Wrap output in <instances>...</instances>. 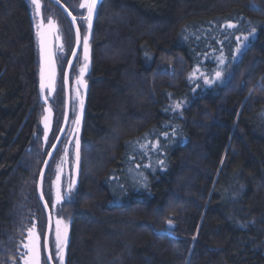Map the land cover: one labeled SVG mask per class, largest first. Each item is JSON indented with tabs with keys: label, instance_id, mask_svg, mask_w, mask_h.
Here are the masks:
<instances>
[{
	"label": "trees",
	"instance_id": "16d2710c",
	"mask_svg": "<svg viewBox=\"0 0 264 264\" xmlns=\"http://www.w3.org/2000/svg\"><path fill=\"white\" fill-rule=\"evenodd\" d=\"M89 58L63 264H264V0H101ZM41 115L30 9L0 0V259L19 264L30 231L44 264Z\"/></svg>",
	"mask_w": 264,
	"mask_h": 264
},
{
	"label": "rangeland",
	"instance_id": "374dc122",
	"mask_svg": "<svg viewBox=\"0 0 264 264\" xmlns=\"http://www.w3.org/2000/svg\"><path fill=\"white\" fill-rule=\"evenodd\" d=\"M30 6V12L33 16L35 23L37 40L39 42V67H40V98L42 103V115L40 118V126L37 134L34 137L37 148L41 149L44 146H50L54 137V123L56 103L59 96V92L63 91V76L68 59L73 51L74 38L72 32V44L70 50H66L65 35L68 30H65L63 21H61L58 14L46 5V1L37 0L39 3V15H37L36 4L33 0H28ZM75 3L68 2L69 8L80 15L79 30L81 35L80 51L71 69V82H70V100L72 103L71 108V121L74 119L77 112L78 93L80 94L81 86L85 83V72H87L89 59L87 52V60H85L84 50V37H88V46H90V28L89 23L85 19L88 15V9L81 7V4L89 3L90 0H73ZM94 11L92 13V18ZM92 21V19H91ZM41 45L43 47L41 48ZM72 49V50H71ZM85 65L87 67L85 68ZM82 69H84L82 73ZM216 71H220V67L212 70L210 79L212 81H219L215 78ZM205 78H208L206 76ZM44 84L43 89L41 84ZM78 92V93H77ZM63 118V116H62ZM62 122V120H61ZM47 125V127H46ZM74 125V124H73ZM61 126V123L59 127ZM59 130V128H58ZM57 130V131H58ZM72 139L70 135L63 140L58 150L55 153L53 160L50 162L48 169L43 178L42 193L44 200L50 210L52 217V225L56 224L57 220H61L63 224H67V220L64 218L65 210L63 205L68 201L69 196L72 194L76 187V181L72 179ZM51 147V146H50ZM59 176V179L57 177ZM71 190L69 191V188ZM59 195L60 199L57 200ZM39 202V201H38ZM40 204V203H39ZM41 206V205H40ZM42 208V207H41ZM52 208V210H51ZM43 210V208H42ZM44 212V211H43ZM42 212V213H43ZM45 216V214H44ZM46 221V220H45ZM53 228L55 229L56 226ZM52 241L55 243V230L52 232Z\"/></svg>",
	"mask_w": 264,
	"mask_h": 264
},
{
	"label": "water",
	"instance_id": "95a60500",
	"mask_svg": "<svg viewBox=\"0 0 264 264\" xmlns=\"http://www.w3.org/2000/svg\"><path fill=\"white\" fill-rule=\"evenodd\" d=\"M27 1L28 7L29 6V1ZM51 2L53 5L58 7L60 11L64 14V16L67 18L68 22L71 25L72 32H73V38H74V47L73 51L68 59L67 65L65 67L64 71V76H63V90H64V106H63V118L61 122V126L57 132L56 138L50 147L49 151L46 154L45 160L43 162V165L40 170L39 178L37 181V186H36V193H37V198L38 201L43 208L44 214H45V220H46V225H45V234H44V240H43V247H44V241L45 238H47L48 241V248L45 250L44 248V255L47 264H53V261H49L48 257L50 256V237L52 233V217L50 210L44 200V196L42 193V186H43V178L45 176V173L48 169V166L50 162L52 161L56 151L58 150L60 144L63 142V140L67 137V135H70L72 139V179L77 182L79 174H80V165H81V159H80V135H81V128H82V120H83V110H84V99H85V83H83V86H81L82 89H80V94L78 93V103H77V112L74 117V119L71 121V108H72V103L70 100V72L71 69L74 65V62L78 56V53L80 51V44H81V35H80V30L79 26L76 23V19L72 16V14L68 11V9L63 6L58 0H48ZM88 3V2H87ZM101 3V0H96V5L94 9V15L91 21V28H90V39L89 42L91 41V35H92V27L93 23L95 20L96 12ZM30 18H31V23H32V29L34 33V39H35V44H36V54H37V65H38V87H39V96H40V67H39V42L37 40L38 35H36V30H35V23L33 16L30 12ZM79 32V39L77 36V33ZM43 45H41V48ZM89 52H90V46H88V59H89V65L90 66V58H89ZM86 74V73H85ZM41 101V98H40ZM41 122V121H40ZM74 124V125H73ZM77 153H78V159H77ZM43 196V199L41 198Z\"/></svg>",
	"mask_w": 264,
	"mask_h": 264
},
{
	"label": "snow or ice",
	"instance_id": "6c2138e0",
	"mask_svg": "<svg viewBox=\"0 0 264 264\" xmlns=\"http://www.w3.org/2000/svg\"><path fill=\"white\" fill-rule=\"evenodd\" d=\"M33 3L36 4V8H37V15H39V8L40 5L39 3H37V0H33ZM95 5H96V0H90L89 3L86 4H81V7H86L88 9V15L85 17V19L88 21L89 23V28H91V19H92V13L95 9ZM228 28H235L236 25L229 23L227 24ZM78 39H79V32L77 33ZM239 37H237V41L239 42ZM245 39H247V37H245ZM84 50H85V60H87V52H88V37L85 36L84 37ZM237 52H240V47L238 46L236 49ZM220 63L223 64L224 61L221 58L220 59ZM87 67V65H85V68ZM82 73L84 71V69L81 70ZM199 69H196L192 74H190V78L195 76V72H198ZM201 75H203V73H201ZM221 76V72L220 71H216L215 73V78L219 79ZM205 83L209 84L211 83V81L208 78H205ZM44 84H41V88L43 89ZM177 107H179V105H177ZM47 127V125H46ZM78 153H77V159H78ZM57 179H59V176L57 177ZM71 190V187L69 188V191ZM43 199V196L41 197ZM60 197L59 195L57 196V200L59 201ZM171 226V222L169 221V227ZM29 236L31 237L30 241L28 244L24 245V247L28 248L29 252L31 253V255L28 257V259L25 261V264H41L40 262V244H39V237L35 236L33 232L30 231ZM67 241V225L63 224V222L61 220H57L56 221V229H55V249H56V258H58L60 260V264H63V250H64V246L66 244ZM44 248L45 250H47L48 248V241L47 238H45L44 241ZM52 256L50 255L48 257V260L51 261L52 260Z\"/></svg>",
	"mask_w": 264,
	"mask_h": 264
},
{
	"label": "flooded vegetation",
	"instance_id": "af4514ba",
	"mask_svg": "<svg viewBox=\"0 0 264 264\" xmlns=\"http://www.w3.org/2000/svg\"><path fill=\"white\" fill-rule=\"evenodd\" d=\"M44 1H46V5H48L51 9H53L57 14H58V16L60 17V19H61V21H63V24H64V26H65V30H68V29H70L71 30V32H72V28H71V25H70V23L68 22V20H67V18L64 16V14L60 11V9L58 8V7H56L55 5H53L51 2H49L48 0H44ZM63 6H65L67 9H68V11L72 14V16L76 19V23L78 24V26H79V24H80V15L79 14H77L76 12H74V11H72L70 8H69V5H68V2H72V3H75V1H73V0H58ZM67 35H68V33H66ZM67 35H65V38H67L66 40H65V42H66V50L67 51H69L70 50V46L68 45V37H67ZM72 50V49H71ZM71 72H70V77H69V81L71 82ZM60 96V97H59ZM59 96H58V99H57V101H58V103L57 102H55L56 103V106H57V110L61 107V105H63L64 106V90L62 91H60V94H59ZM62 97V98H61ZM61 108H63V107H61ZM56 110V111H57ZM50 149V148H49ZM49 149H48V151H49ZM47 151V152H48ZM47 154V153H46ZM55 156V155H54ZM54 158V157H53ZM53 160V159H52ZM45 225H46V221H45ZM44 234H45V231H44ZM50 239H51V237H50ZM43 240H44V237H43ZM52 248V246H50V255L53 257V254H52V250L53 249H51ZM19 250H16V251H14V254H16L17 252H18ZM9 252V251H8ZM42 253H43V263L44 264H47V262H46V259H45V255H44V247H43V243H42ZM19 257H20V255H18V253H17V255H15L14 257L12 256V257H10L9 255H4V257L2 258V259H0V264H16V263H18L19 264ZM52 261H53V264H55L54 263V259L52 258Z\"/></svg>",
	"mask_w": 264,
	"mask_h": 264
}]
</instances>
